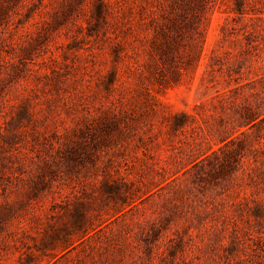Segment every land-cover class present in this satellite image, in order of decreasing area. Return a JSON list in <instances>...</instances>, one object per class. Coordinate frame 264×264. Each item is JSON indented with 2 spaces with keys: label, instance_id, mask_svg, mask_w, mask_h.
<instances>
[{
  "label": "rangeland",
  "instance_id": "1",
  "mask_svg": "<svg viewBox=\"0 0 264 264\" xmlns=\"http://www.w3.org/2000/svg\"><path fill=\"white\" fill-rule=\"evenodd\" d=\"M0 205V264H264V0H0Z\"/></svg>",
  "mask_w": 264,
  "mask_h": 264
},
{
  "label": "trees",
  "instance_id": "2",
  "mask_svg": "<svg viewBox=\"0 0 264 264\" xmlns=\"http://www.w3.org/2000/svg\"><path fill=\"white\" fill-rule=\"evenodd\" d=\"M244 118H246V122H245L246 124H249L252 122L251 126L258 123V120L254 121L257 118V115H256L255 111L251 108L245 109V117ZM243 132L244 131H242L241 133H243ZM236 139L239 140V137H236ZM217 152H220L224 159L229 155H234V156L238 157L240 154L239 148L238 149L237 148H230V147H228L227 142L220 145L214 153H217ZM6 211H7L6 207L0 205V218L6 214ZM261 211H262V206L261 205H255V207L253 209V214L255 216H259L261 214ZM77 216L79 217L78 218L79 220H81V218L83 217L81 214L80 215L78 214Z\"/></svg>",
  "mask_w": 264,
  "mask_h": 264
}]
</instances>
